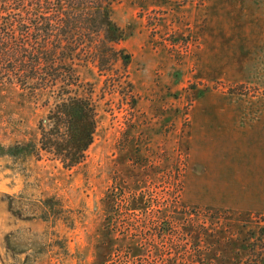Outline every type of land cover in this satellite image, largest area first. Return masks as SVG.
Here are the masks:
<instances>
[{"label":"rangeland","instance_id":"1","mask_svg":"<svg viewBox=\"0 0 264 264\" xmlns=\"http://www.w3.org/2000/svg\"><path fill=\"white\" fill-rule=\"evenodd\" d=\"M111 15L131 59L113 78L75 65L97 113L80 165L10 156L38 139L44 96L0 86V264H253L264 213L188 204L184 184L194 109L264 106V0H115Z\"/></svg>","mask_w":264,"mask_h":264},{"label":"trees","instance_id":"2","mask_svg":"<svg viewBox=\"0 0 264 264\" xmlns=\"http://www.w3.org/2000/svg\"><path fill=\"white\" fill-rule=\"evenodd\" d=\"M114 2L0 0V86L40 93L45 107L38 139L14 144L10 156H48L65 169L84 161L97 113L90 85L81 81L75 65H95L113 78L115 64L120 62L125 71L131 59L116 47L125 32L112 19ZM252 263L264 264V253H257Z\"/></svg>","mask_w":264,"mask_h":264},{"label":"crops","instance_id":"3","mask_svg":"<svg viewBox=\"0 0 264 264\" xmlns=\"http://www.w3.org/2000/svg\"><path fill=\"white\" fill-rule=\"evenodd\" d=\"M222 34L227 37L229 31L214 30L209 35ZM192 115L189 162L194 169L185 180L184 201L263 214L264 106L231 107L223 111L194 109ZM196 127L200 128L197 133ZM220 135L224 136V144L216 142Z\"/></svg>","mask_w":264,"mask_h":264}]
</instances>
